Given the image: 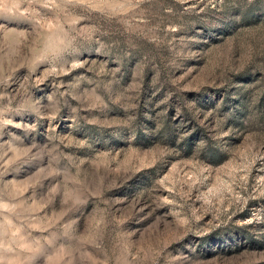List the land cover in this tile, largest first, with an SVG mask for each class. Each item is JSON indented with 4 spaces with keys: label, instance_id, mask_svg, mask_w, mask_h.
Masks as SVG:
<instances>
[{
    "label": "rangeland",
    "instance_id": "1",
    "mask_svg": "<svg viewBox=\"0 0 264 264\" xmlns=\"http://www.w3.org/2000/svg\"><path fill=\"white\" fill-rule=\"evenodd\" d=\"M0 264H264V0H0Z\"/></svg>",
    "mask_w": 264,
    "mask_h": 264
}]
</instances>
